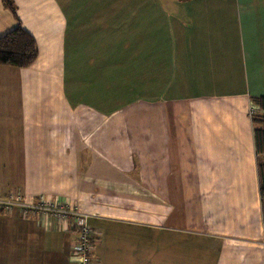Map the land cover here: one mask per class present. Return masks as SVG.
Here are the masks:
<instances>
[{
	"label": "crops",
	"instance_id": "0c3cea01",
	"mask_svg": "<svg viewBox=\"0 0 264 264\" xmlns=\"http://www.w3.org/2000/svg\"><path fill=\"white\" fill-rule=\"evenodd\" d=\"M9 1L0 37L38 56L0 66V195L87 215L99 264H264V0ZM25 210L0 212V264H79L72 218Z\"/></svg>",
	"mask_w": 264,
	"mask_h": 264
},
{
	"label": "trees",
	"instance_id": "16d2710c",
	"mask_svg": "<svg viewBox=\"0 0 264 264\" xmlns=\"http://www.w3.org/2000/svg\"><path fill=\"white\" fill-rule=\"evenodd\" d=\"M3 3L10 10H13L9 0H3ZM37 56L38 50L34 39L21 27H17L0 37V66L27 68L35 62ZM254 103L257 106L258 113L251 115V124L255 153L259 156L264 155V95L254 99ZM257 179L264 230V164L261 162H257ZM92 234L94 235V233ZM94 241L95 239H91L93 250L89 256L91 260L97 262L93 257Z\"/></svg>",
	"mask_w": 264,
	"mask_h": 264
},
{
	"label": "built area",
	"instance_id": "2783aa9c",
	"mask_svg": "<svg viewBox=\"0 0 264 264\" xmlns=\"http://www.w3.org/2000/svg\"><path fill=\"white\" fill-rule=\"evenodd\" d=\"M14 206L25 208V211L50 213L64 218L71 217L74 220L75 230L77 232V242L73 246V254L79 260V264H99L90 259V253L93 250L91 243L92 232L86 225V219L78 216V213L64 209L58 206L49 205L43 197L30 205H22L18 194H10L7 196L0 195V212L10 211Z\"/></svg>",
	"mask_w": 264,
	"mask_h": 264
},
{
	"label": "rangeland",
	"instance_id": "374dc122",
	"mask_svg": "<svg viewBox=\"0 0 264 264\" xmlns=\"http://www.w3.org/2000/svg\"><path fill=\"white\" fill-rule=\"evenodd\" d=\"M259 162H264V158H262L261 159V161H259ZM58 207H62V208H66V209H68V207L66 206V207H64V206H59L58 205ZM68 210H71V211H73V213L75 212V213H78V216H82L84 219H86V225H87V227H89V225H88V223H87V215H84L83 213H81L80 211H78V210H76V208L75 209H68ZM72 221H73V226H74V228H75V225H74V220H73V218H72ZM196 226V225H195ZM90 229V228H89ZM91 230V229H90ZM91 232L93 233V230H91ZM148 238H150V236H147ZM175 238V240L177 241V237L175 236L174 237ZM91 239H94V235L92 234L91 235ZM144 239H146V237H144ZM143 239V240H144ZM153 239H154V237H153ZM156 239H158V242H159V244L160 245H165V242H164V240L166 239V236L165 235H163V236H158ZM147 240V239H146ZM175 241V242H176ZM262 244H263V247H264V239H263V241H262ZM159 245V246H160ZM175 255H174V258H175V262H177V261H179V262H186L187 261V256L185 255V252L183 251V249L181 248V245H179V244H176L175 245ZM147 255H148V257H147ZM150 258H151V254H149V253H147V252H144L143 253V260L144 261H147V260H150ZM153 261H156L157 262V264H166V252L164 251V250H162V248H161V246H160V249H159V251H157V252H155L154 254H153Z\"/></svg>",
	"mask_w": 264,
	"mask_h": 264
}]
</instances>
